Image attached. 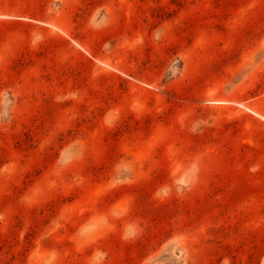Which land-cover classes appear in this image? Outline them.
<instances>
[{
    "label": "rangeland",
    "instance_id": "obj_1",
    "mask_svg": "<svg viewBox=\"0 0 264 264\" xmlns=\"http://www.w3.org/2000/svg\"><path fill=\"white\" fill-rule=\"evenodd\" d=\"M0 264H264V0H0Z\"/></svg>",
    "mask_w": 264,
    "mask_h": 264
},
{
    "label": "bare ground",
    "instance_id": "obj_2",
    "mask_svg": "<svg viewBox=\"0 0 264 264\" xmlns=\"http://www.w3.org/2000/svg\"><path fill=\"white\" fill-rule=\"evenodd\" d=\"M243 108V107H242ZM246 110V109H245ZM247 110H248V108H247Z\"/></svg>",
    "mask_w": 264,
    "mask_h": 264
}]
</instances>
